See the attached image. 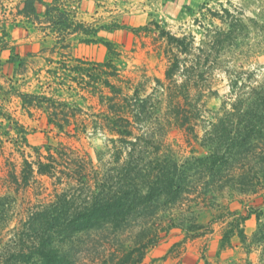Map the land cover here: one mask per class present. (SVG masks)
<instances>
[{
    "label": "rangeland",
    "instance_id": "rangeland-1",
    "mask_svg": "<svg viewBox=\"0 0 264 264\" xmlns=\"http://www.w3.org/2000/svg\"><path fill=\"white\" fill-rule=\"evenodd\" d=\"M11 4L0 0V195L16 198L6 237L35 207L53 200V180L34 175L24 187L10 178V174L20 177L23 157L35 161L32 147L50 144L71 149L81 159L89 155L94 159L97 153L105 161L110 158L111 146H106L111 135L101 125L108 90L102 86L105 74L96 64L110 60L117 72L109 82L129 94L151 98L149 108L160 111L150 125L149 141L179 160L189 156L194 139L174 126L169 96L175 101L183 95L181 85L187 88L185 111L201 137L231 97V81L245 89L264 81V0H136L114 15L89 22L69 12L70 19L88 31L118 28L96 34L74 33L72 28L63 31L62 26L41 17L22 16L16 22ZM63 4H59L61 9H65ZM14 25L22 29L18 41ZM169 36L183 39L182 48L169 42ZM175 57L179 61L176 85L164 93L157 80L168 87L165 73ZM77 67L88 69L92 76H81ZM17 91L65 102L62 112L74 113L70 123L75 125H64L62 131L49 126L46 110L24 107ZM205 197L198 199L197 193H190L149 220L159 236L140 264H264L263 251L254 242L242 244L233 236L223 243L228 223L238 216L247 217L238 229L248 239L255 233L256 214L264 212V188L246 195L225 190ZM169 218L190 219L199 229L189 234L179 228L163 232ZM260 219L264 222V213ZM136 231L128 229L117 238L110 234L82 237L76 245L75 264H103L122 244L130 248Z\"/></svg>",
    "mask_w": 264,
    "mask_h": 264
},
{
    "label": "trees",
    "instance_id": "trees-1",
    "mask_svg": "<svg viewBox=\"0 0 264 264\" xmlns=\"http://www.w3.org/2000/svg\"><path fill=\"white\" fill-rule=\"evenodd\" d=\"M17 15L41 17L62 26L63 31L72 28L74 33L118 29L99 27L88 31L70 19L69 11L61 9L57 0H23ZM168 39L176 48H182L183 39ZM105 46L110 53L109 43ZM96 66L105 74L102 86L108 90L103 97L106 113L102 114L101 125L111 135L106 146H111L110 158L105 161L102 153H97L94 159L90 155L81 159L71 149L50 144L32 147L35 161L23 157L20 179L14 174L10 178L16 186L24 187L34 175L53 180V200L35 207L19 228L6 237L15 216L16 198L0 195V264H75L76 245L82 237L110 234L117 238L118 233L135 228L132 246L124 248L122 244L103 264H140L146 249L159 236V230L153 229L149 220L181 202L184 196L197 193L198 199L206 200L209 193L226 190L246 195L264 188V81L246 89L231 81V97L222 103L220 114L212 117L201 137L190 125L185 111L187 88L181 85L183 95L175 101L169 96L175 113L174 126L194 139L189 144V156L179 160L169 150L160 151L150 143V125L160 111L149 108L151 98L129 94L109 82V77L117 72L110 60ZM75 70L83 77L88 74L83 67ZM178 70L175 57L165 73L168 87L165 89L164 83L157 80L161 91L170 92L176 85L174 76ZM15 94L24 107L44 108L49 126L62 131L64 125H75L70 123L74 113L62 112L67 106L65 102L45 95L18 91ZM49 110L52 111L48 113ZM196 111L200 113V109ZM263 213L257 212L258 227L250 239L238 229L247 217L232 219L223 234V243L237 236L242 244L247 240L254 242L264 254V222L260 219ZM173 228L189 234L199 226L190 219L169 218L162 230L167 233Z\"/></svg>",
    "mask_w": 264,
    "mask_h": 264
},
{
    "label": "crops",
    "instance_id": "crops-1",
    "mask_svg": "<svg viewBox=\"0 0 264 264\" xmlns=\"http://www.w3.org/2000/svg\"><path fill=\"white\" fill-rule=\"evenodd\" d=\"M13 1L15 8L12 9L13 16L16 22H19L23 17L17 15L16 10L20 7L23 0H5V3H10ZM46 3H52L55 0H43ZM58 3L63 4V7L66 11L73 12L76 16H81L79 18L82 21H95L100 18V16H110L117 13V10L120 7H123L127 4L133 3L136 0H57ZM17 8V9H16ZM116 11V12H115ZM7 23V22H6ZM7 25V24H5ZM13 32L16 40L18 41L19 37L22 35V29L18 28L17 25H14ZM3 69H5L3 67Z\"/></svg>",
    "mask_w": 264,
    "mask_h": 264
}]
</instances>
